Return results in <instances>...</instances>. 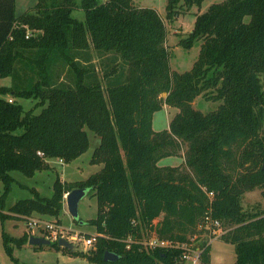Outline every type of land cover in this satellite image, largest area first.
<instances>
[{
	"label": "trees",
	"instance_id": "16d2710c",
	"mask_svg": "<svg viewBox=\"0 0 264 264\" xmlns=\"http://www.w3.org/2000/svg\"><path fill=\"white\" fill-rule=\"evenodd\" d=\"M204 1L168 0L167 17ZM196 40L199 58L179 72L171 69L167 26L155 8L134 0H38L17 16L16 0H0V77L12 78L0 86L4 194L13 170L34 176L48 158L69 162L83 154L87 128L101 137L92 161L102 164L85 180L58 176L51 197L21 198L0 209V221L39 214L61 222L65 194L84 187L97 196L98 214L87 221L97 243L87 252L51 246L95 264H178V249H127L123 240L146 230L185 240L212 207L228 230L222 238L235 245L234 264H264V209L243 206L248 190L264 188V0L213 2L180 43L189 48ZM201 94L222 103L205 113L193 105ZM22 98L36 99V107L26 109ZM165 104L179 111L157 131L153 115ZM183 144V164H159L183 155ZM204 187L214 192L212 202ZM31 235L4 232L7 252ZM106 251L119 256L105 260ZM203 260L212 264L210 246Z\"/></svg>",
	"mask_w": 264,
	"mask_h": 264
},
{
	"label": "rangeland",
	"instance_id": "374dc122",
	"mask_svg": "<svg viewBox=\"0 0 264 264\" xmlns=\"http://www.w3.org/2000/svg\"><path fill=\"white\" fill-rule=\"evenodd\" d=\"M223 0H205L201 7L193 6L190 9L183 8L181 14L175 19L167 17L168 0H134L135 5L139 7L155 8L164 19L167 26V46L170 51V66L172 70L184 72L193 67L199 58L202 40H196L192 47H185L181 44V39L188 37L195 26L197 14L208 10L213 2ZM38 0H16L17 16L32 9ZM73 15L79 19H84V11L75 9ZM98 71L101 73L103 65L101 56L96 55L95 60ZM12 83L11 77H0V86H9ZM264 85V77H263ZM212 93V92H211ZM163 96L166 93L162 94ZM211 95V94H210ZM9 97V95L7 96ZM26 109L36 107V99L22 98L19 100ZM222 100H216L209 95H199L195 98L193 105L205 113L218 108ZM41 107L36 108L39 112ZM179 111L178 107L165 104L164 107L156 111L153 115V128L157 131L169 127L170 121ZM90 137L89 148L79 157L72 161H61V158H48L49 166L38 170L34 176H28L20 170H13L11 174L14 181L8 193L5 192V184L0 181V199L3 203L0 209L7 212L12 204L21 198L35 197L39 194L43 197H51L54 194V182L59 176L63 181L75 182L87 179L91 174L96 173L102 168L101 163L92 161L93 152L100 144L101 137L91 129H88ZM187 145H182L181 156L172 155L162 158L160 165H179L184 163V152ZM264 188L257 187L248 190L243 198L245 209H264ZM98 214L97 196L93 191L87 190V193L79 201L80 223L74 221L73 216L68 210L67 202L61 213V224L71 229L72 232H83L84 234H96V227L87 223L89 219L95 218ZM43 218L55 219L48 215L33 214ZM29 220L20 216L6 218L0 221V260L1 264H95L81 254H74L66 249H57L51 245H34L29 241L23 246L15 245L13 253L10 255L4 245L3 233L21 237L25 231H30ZM35 234H41L40 230L34 228ZM151 230H146L145 236L150 235ZM34 234V235H35ZM74 250L78 252H87L93 246L85 245L83 241H75ZM210 255L212 264H234L237 260L235 245L226 239L220 237L212 241L210 245Z\"/></svg>",
	"mask_w": 264,
	"mask_h": 264
},
{
	"label": "built area",
	"instance_id": "2783aa9c",
	"mask_svg": "<svg viewBox=\"0 0 264 264\" xmlns=\"http://www.w3.org/2000/svg\"><path fill=\"white\" fill-rule=\"evenodd\" d=\"M32 32L27 31V37H30ZM10 101L13 98L9 97ZM43 155V152L39 151ZM63 161V159H61ZM210 201H213L214 192L208 191L205 187ZM68 194V193H67ZM65 194V197L67 196ZM26 219L29 220V228L34 232V228L43 232L44 236L50 240L58 241L61 237L67 238L72 243L75 241H83L85 245L95 246L98 241L99 233L84 234L83 232H72L71 229L65 228L61 222L55 219L43 218L41 216L31 215ZM196 232L188 235L185 240H179L169 237H161L156 232L145 236L143 232L141 237L129 235L125 241L126 248L132 249L134 245H138L139 250L152 251L155 249H178L179 255L176 257L178 264H204V253L216 238L223 237L227 233V229L223 228L219 218L213 215V208L205 213L202 220L196 226ZM74 244V243H73Z\"/></svg>",
	"mask_w": 264,
	"mask_h": 264
},
{
	"label": "water",
	"instance_id": "95a60500",
	"mask_svg": "<svg viewBox=\"0 0 264 264\" xmlns=\"http://www.w3.org/2000/svg\"><path fill=\"white\" fill-rule=\"evenodd\" d=\"M87 193V189L84 187H76L68 192L66 196L67 207L73 218L78 219L79 217V201ZM29 242L34 245H51L53 243L49 238L42 235H31ZM58 244L62 247L74 250V244L65 237H61L58 240ZM118 254L112 251L105 252V260H114L118 258Z\"/></svg>",
	"mask_w": 264,
	"mask_h": 264
},
{
	"label": "crops",
	"instance_id": "0c3cea01",
	"mask_svg": "<svg viewBox=\"0 0 264 264\" xmlns=\"http://www.w3.org/2000/svg\"><path fill=\"white\" fill-rule=\"evenodd\" d=\"M32 234H35L34 232ZM35 235H39V234H35Z\"/></svg>",
	"mask_w": 264,
	"mask_h": 264
}]
</instances>
